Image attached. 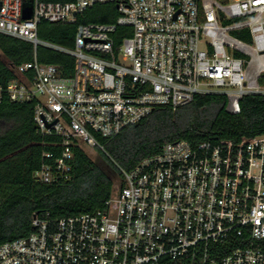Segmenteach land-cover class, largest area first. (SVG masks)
Listing matches in <instances>:
<instances>
[{
  "label": "built area",
  "instance_id": "1",
  "mask_svg": "<svg viewBox=\"0 0 264 264\" xmlns=\"http://www.w3.org/2000/svg\"><path fill=\"white\" fill-rule=\"evenodd\" d=\"M0 3L1 33L74 58L70 76L34 58L0 87V98L34 101L38 132L61 138L56 156L43 154L36 182L68 180L72 148L104 150L101 139L157 106L176 110L215 93L239 113L245 95L264 94V0ZM99 3L116 5V22L78 24L72 49L38 37L42 22L74 24ZM118 26L133 33L115 47ZM121 173L101 210L56 219L34 214L32 233L0 244V264H264V133L169 142Z\"/></svg>",
  "mask_w": 264,
  "mask_h": 264
},
{
  "label": "trees",
  "instance_id": "2",
  "mask_svg": "<svg viewBox=\"0 0 264 264\" xmlns=\"http://www.w3.org/2000/svg\"><path fill=\"white\" fill-rule=\"evenodd\" d=\"M72 1V0H48ZM118 16L114 3H99L86 9L76 23L42 22L38 37L72 49L78 24H113ZM133 29L118 26L112 34L115 47L131 36ZM250 41L247 31L234 32ZM57 65L70 76L74 58L45 46L34 47L24 39L0 32V87L18 76L14 68L33 61ZM260 83L264 85V76ZM223 94H198L195 99L173 110L157 106L140 122L127 126L110 140H100L104 150L96 148L90 158L80 147L72 148V171L68 180L36 182L45 152L56 156L59 136L41 135L34 122L35 102H12L5 93L0 98V244L25 237L34 231V214L56 219L101 210L111 195L113 183L121 178V168L130 170L142 159L157 154L163 145L177 140L197 144L203 140L237 141L242 136L264 133V94H248L240 101V112L227 110ZM165 264H178L169 259Z\"/></svg>",
  "mask_w": 264,
  "mask_h": 264
},
{
  "label": "rangeland",
  "instance_id": "3",
  "mask_svg": "<svg viewBox=\"0 0 264 264\" xmlns=\"http://www.w3.org/2000/svg\"><path fill=\"white\" fill-rule=\"evenodd\" d=\"M231 2H234L235 0H230ZM83 150L85 151V153L92 159H96L97 158V152L95 149H92L89 146H83Z\"/></svg>",
  "mask_w": 264,
  "mask_h": 264
},
{
  "label": "water",
  "instance_id": "4",
  "mask_svg": "<svg viewBox=\"0 0 264 264\" xmlns=\"http://www.w3.org/2000/svg\"><path fill=\"white\" fill-rule=\"evenodd\" d=\"M0 5H1V3H0ZM31 16V6H25L24 8H23V18L24 19H27V18H29Z\"/></svg>",
  "mask_w": 264,
  "mask_h": 264
}]
</instances>
